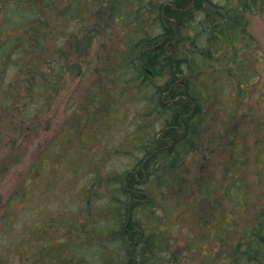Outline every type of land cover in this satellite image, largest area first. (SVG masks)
Returning a JSON list of instances; mask_svg holds the SVG:
<instances>
[{
  "label": "rangeland",
  "instance_id": "374dc122",
  "mask_svg": "<svg viewBox=\"0 0 264 264\" xmlns=\"http://www.w3.org/2000/svg\"><path fill=\"white\" fill-rule=\"evenodd\" d=\"M84 1L78 0L75 17L65 18L57 25L64 41L61 51L68 57L65 62L78 64L76 74L65 70L64 78L53 90L54 98L51 100L49 97L44 102L40 125L47 123L49 127L40 129L35 134L37 136L31 138L25 161L0 177V264H81L78 253H85L87 259L92 260L90 257L103 250L106 255L114 253L116 258L122 256L123 259V247L112 250L111 244L108 249H102L107 241L101 239L99 232L84 242V249L80 248L75 227H95L98 219L104 217L103 198L106 193L102 187L105 183L99 185L94 180L91 185L92 173L98 172L102 178L107 173L123 175L133 171L134 167L139 169L141 164L154 157L156 140H160L165 130L163 127H167L171 118L166 108H162V105L167 106L164 97L157 93L158 87L166 85L167 76L151 77L152 81L142 78L137 92L134 90L122 95L121 92L118 94L120 87L113 70H119L125 64V58L130 56L129 45L140 36L160 33L159 22L156 21L158 8L164 7L163 4L169 0H143V12L135 9L136 4H128L126 6L130 10L138 13L132 15V12L122 22L111 16L116 0H104L103 3L102 0ZM211 2L225 5L227 0ZM246 2L247 12L236 21L237 52L232 50L222 57L228 51L225 44L213 48L206 38L207 31L200 39L205 26L206 6L180 35L182 43L177 59H183L182 52L187 55L188 63L180 66L186 75L178 73L177 83L167 85V88L182 91L184 76L191 80L189 87H198L199 83L203 86V117L207 120L199 122L198 130L205 133L208 141L188 150L185 155L184 149L180 152L178 171L173 178L168 175L169 166L173 164L171 159L160 160L159 164H165V167L148 177L146 184L151 191L148 193L154 197L155 207L143 209L146 216H139V221L147 236V257L154 262L196 264L195 256L202 246L201 241H204L203 250L208 252L211 247L212 257L218 260L210 264H223L225 256L221 258L223 253L217 252L220 243L218 229L206 215V203H202L204 195L197 196L193 188L194 184L198 185L199 177L208 178L207 185L211 182L223 206L229 207V203L223 197L221 185L236 179L240 182L245 204L243 210L253 214L264 208V0ZM233 5L236 6L235 3ZM46 13L50 24L44 41L50 45L56 39L53 33L56 31V15L49 7ZM240 23L244 26L241 27ZM72 41L73 49L75 45L89 41L87 52L76 55L71 48ZM141 42L140 54L147 47L157 49L163 43L161 39L152 44ZM165 48L167 53H171L168 45ZM232 57L235 63H230ZM239 66L241 74L236 70ZM228 67L235 75H230ZM93 68L96 69L94 72ZM240 82L245 83L241 90ZM31 87L23 83L18 89L19 95L32 91ZM90 94L99 96V107L103 113L97 114V109H90L93 108L87 102ZM90 117L99 120L92 125L88 122ZM59 129H72L71 135L77 137L76 143H64L62 154L57 148L61 159L46 163L48 175L40 182V189L35 190L36 185L24 188L23 195L18 194L20 199L6 205L18 184L22 185L24 171L33 165L35 154L48 146ZM72 146L74 148L70 149ZM224 150L229 153L225 161ZM67 151H71L69 158L72 161L62 158ZM166 158H171V155ZM78 161H82L81 165ZM213 189L206 187L211 193ZM105 212L109 214L110 210ZM239 216L240 213L237 216V211H232L229 219L239 222ZM197 230L200 242L192 252L187 236ZM167 253L170 257L163 258Z\"/></svg>",
  "mask_w": 264,
  "mask_h": 264
},
{
  "label": "trees",
  "instance_id": "16d2710c",
  "mask_svg": "<svg viewBox=\"0 0 264 264\" xmlns=\"http://www.w3.org/2000/svg\"><path fill=\"white\" fill-rule=\"evenodd\" d=\"M103 2L105 1L102 0ZM132 3L136 4V10L144 11L143 0H116V6L111 12L112 19L122 22L129 17L133 11L126 5ZM233 3L236 4L235 7ZM163 6L158 8L159 17L156 20L159 22L160 33L140 36L129 45L130 56L125 58V64H122L119 70L115 68L113 70L120 87L118 94L121 92L122 95L130 94L134 90L137 92L140 89L142 78L152 81L151 77L154 79L167 76L166 85L158 87L157 93L164 97V103H168L166 107L162 105V108H166L171 118L166 124L167 127H163L165 130L160 140H156L155 150L157 152L153 155L154 157L141 164L139 169L134 167L133 171H128L123 175L107 173L102 178L98 172L92 173L94 179H90L91 185L94 180L99 185L105 183L102 187L106 193L103 198L105 201V209L102 213L104 217L98 219L95 227L84 228L82 225L75 227L81 242L80 248L84 249L86 247L84 242L99 232L101 239L107 241L105 245H102V249H108L109 245L113 244L112 250L119 246L125 248V255L123 259L122 256L116 258L114 253L106 255L103 250L90 257L92 260H88L85 253H78L81 264H160L147 257L149 253V249L148 252L145 249L148 245L147 236L139 221L144 215L143 209L155 207V199L148 193L151 192L146 184L148 177L165 167V164H159L160 160L171 159L173 164L169 166L168 175L173 178L178 171L177 160L180 152L184 149L183 154L185 155L189 153L188 150L198 148L202 142L208 141L205 133L198 130L199 122L207 120L203 117V86L199 83L198 87H189L191 80L188 76H184L185 87L182 91L176 89L170 91V87L167 88V85L177 83L178 73L186 75L180 66L188 63L185 59L187 55L182 52L183 59H177L180 51L178 48L182 43L179 39L180 35L194 22L197 13H203L200 11L206 6L207 15H204L205 26L203 25L202 33L199 32L201 33L200 39L207 31L206 38L213 48L214 46L219 48L225 44L228 51L221 55L225 57L230 51L237 52L238 50L235 40L238 27L236 21L241 15L243 18L248 9L246 0H227L225 5L213 4L211 0H169ZM48 7L56 15V31L53 32L56 34V39L50 45L44 41L45 33H49L48 24L50 23L47 21L48 14L46 13ZM77 9L78 0H0V177L7 174L11 167L25 161L28 156L27 152L30 150V143H32L31 138L37 136L35 134L40 129L49 127L47 123L40 125L44 102H47L49 97L51 100L54 98L53 90L64 78L65 70L76 74L78 64L65 62L68 57L61 51L64 41L59 35L57 25L65 18L75 17ZM136 13L138 12L134 11L132 15ZM240 26L244 25L240 23ZM196 37L198 38V35ZM159 39L163 43L157 49L147 47L140 54L139 46L142 40L152 44ZM228 39L232 40L228 41ZM88 42L84 45H75V49H73L74 42L70 44L73 52L79 56L87 52ZM166 45L171 53H167ZM49 46H51L50 49ZM71 62H73L72 59ZM233 62L235 63L234 57L230 63ZM227 69L230 70L231 76L235 75L229 67ZM94 70L96 69L93 68V72ZM111 70L109 67L108 71L111 72ZM236 70L241 74L240 66ZM23 83H27L33 89L20 96L18 89ZM243 84L245 83L240 82V90L244 88ZM247 84L250 85V82ZM87 102L88 105L93 106L90 109H97V114L103 113L99 107L98 95L92 97L90 94ZM97 119L99 120L97 117H90L88 122L94 125ZM84 122H86L84 126L86 128L87 121ZM72 133V129L70 131L57 130L48 142V146L46 145L43 150L35 154L33 165L24 171L22 185L18 184L6 205L20 199L18 194L23 195L24 188L29 189L35 185L37 186L35 190L41 188L40 182L48 175L46 163L48 164L50 160L61 159L63 149L61 146L64 143H76L77 137L75 134L71 135ZM58 147L61 154L57 151ZM73 148L74 146L70 149ZM224 151L223 160L225 161L229 153L227 150ZM70 155L71 151H67L62 158L71 160ZM170 155L171 158H166ZM231 158L235 159V156ZM81 162L78 161V164L81 165ZM43 168L44 172H42ZM204 182H206L205 185L202 184ZM197 183L198 185L194 184L193 188L195 187L197 196L204 195L202 203H206L205 207L208 210L206 215L212 219L210 222L213 221L218 229L220 243L217 245V252L223 253L221 258L225 256L223 264H264V208L253 214L243 210L245 204L240 193V182L236 179L226 181V185H221L224 190L223 197L228 201L229 207L221 205L222 202L215 195L211 182L207 185L208 178L204 180L199 177ZM42 184L44 186L45 183L42 182ZM206 187L213 189L212 193L208 192ZM1 202L0 198V204ZM106 210H110V213L105 212ZM232 211H237V216L240 213L239 222L229 219ZM198 232L199 230L187 236V242L191 243L193 248L192 252L195 251L196 244L200 242L196 236ZM201 243L202 246L195 256L198 260L196 264H210L213 260L218 261L212 257L211 247L208 252H205L203 250L204 241ZM144 252H147L146 255ZM157 253L160 254L158 251ZM168 257H170L169 253L163 256V258Z\"/></svg>",
  "mask_w": 264,
  "mask_h": 264
},
{
  "label": "flooded vegetation",
  "instance_id": "af4514ba",
  "mask_svg": "<svg viewBox=\"0 0 264 264\" xmlns=\"http://www.w3.org/2000/svg\"><path fill=\"white\" fill-rule=\"evenodd\" d=\"M166 104H168V103H166Z\"/></svg>",
  "mask_w": 264,
  "mask_h": 264
}]
</instances>
